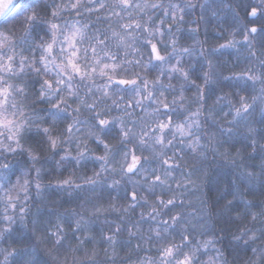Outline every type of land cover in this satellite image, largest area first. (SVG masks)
Listing matches in <instances>:
<instances>
[{
  "label": "clouds",
  "instance_id": "obj_1",
  "mask_svg": "<svg viewBox=\"0 0 264 264\" xmlns=\"http://www.w3.org/2000/svg\"><path fill=\"white\" fill-rule=\"evenodd\" d=\"M66 2L42 0L24 17L0 23V33L8 36L5 47L0 49V63L6 67L8 58H12L17 66L12 73L5 71L3 85H0L10 86L7 98L0 99V119L4 121L0 125V177H3L0 213H4L0 220L5 215L13 216L10 203L17 207L28 202L31 207L32 203L45 201L46 193L52 189L79 203L75 207L55 208V223L51 226L40 230L34 226L31 246L19 251L0 248V264H12L13 257L24 264L29 256L30 264H182L189 257L190 264H264V138L260 137L264 132V23L256 25L255 34L249 31L253 26L249 20L264 17V0H251L247 16L233 9L239 19L235 27L225 30L220 41L201 39L198 31L190 29L191 39L181 40L179 34L183 29L177 20L176 30L160 43L167 45L161 47L162 61L153 60L144 43L152 37L151 29L140 45H137L139 34L133 32L134 47L128 49L120 47L113 38V31L123 34L121 24L129 17V11L120 8L119 0H102L106 7L100 13L89 11L93 7L91 0H83L79 16L70 10H60ZM153 3L159 4L165 13L170 6L179 17L181 10L193 12L200 0H153ZM253 7L258 9L256 16L249 15ZM53 9L60 10V14L53 16ZM117 11L121 13L119 16L115 14ZM131 12L136 13V21L141 25L153 19L144 8H133ZM139 13H144L146 20L142 22ZM3 19L0 15V20ZM51 23L60 26L55 36L57 61L63 55L59 52L63 34L73 23L87 28L102 61L96 64L91 53L87 60L81 57L84 68L90 71L95 67L96 73L83 80L74 78L71 84L75 93L63 86L59 93L49 92L42 78L58 80L56 72L45 68L35 72L27 66L35 54L36 65L40 67L41 49L37 45L53 39ZM38 26L42 30L36 31ZM159 38L157 33L156 39ZM172 38L177 40L175 46L171 44ZM88 43L84 41L81 47ZM225 43L230 46L221 47ZM223 49L234 50L235 59L244 58L247 63H242L238 71L232 64L222 71L215 54ZM197 51L201 64L194 71L195 63H187L183 57H194ZM23 57L28 59L24 62V72L20 73ZM178 59L182 71L173 72L172 65ZM103 63L117 66L115 71L108 69V75L139 83L115 84L108 75L100 74ZM183 72L188 73L187 78ZM248 72L258 79H246L243 74ZM237 73L239 78L233 75ZM233 80L240 81L235 91L222 87L223 81ZM211 88L216 89V94L209 96L206 91ZM149 92L153 95H148ZM141 96L145 98L135 108L126 107L129 100L140 101ZM241 96L250 105V111L243 117L250 121L244 127L251 145L247 153L243 145L228 136L235 131L233 126L238 120L233 109L239 105ZM60 98L64 103L56 107ZM165 99L171 111H156ZM93 104L95 109L89 107ZM224 104L229 107L220 112ZM149 113L154 115L149 116ZM193 113L198 115L193 116ZM169 116L172 124L163 133L165 142L160 143L161 132L157 125ZM102 118L111 123L100 127L97 121ZM122 122L125 127L121 126ZM181 124L186 128L192 125L189 135L178 134L177 126ZM249 128L255 131L250 133ZM125 129L127 135H124ZM50 138L56 139L55 149ZM133 148L140 157V164L130 174L126 171V157ZM257 151L259 159L254 166H248L247 156ZM166 156L178 163V167L169 169L165 176L171 186H154L151 177L161 172L160 161ZM220 162L239 169L237 174L248 178L242 189H234L231 195H225L227 186L215 189L213 172ZM66 179L69 183L64 185ZM177 183L179 188L175 187ZM121 189L137 191L139 199L135 208H128L126 199H106L109 193L118 194ZM193 195L199 209L195 213L190 210ZM157 196L173 197L176 203L170 207L161 206ZM154 207L160 211L155 223H151L154 220L145 217H151L150 209ZM134 211H139V219L126 230L131 247L122 249L118 244L120 235L124 234L122 226L119 234H113L114 242L105 238L107 233L97 238L87 228L97 219L107 225L105 214L114 213L127 220ZM174 214L181 217L175 225L159 224L162 217ZM17 215L19 220H25L24 215ZM65 218L69 223H65ZM144 220L150 221L146 227L141 224ZM15 224L16 219H13L7 232ZM86 241H91V245ZM169 247L173 250L170 256L164 254Z\"/></svg>",
  "mask_w": 264,
  "mask_h": 264
},
{
  "label": "snow or ice",
  "instance_id": "obj_2",
  "mask_svg": "<svg viewBox=\"0 0 264 264\" xmlns=\"http://www.w3.org/2000/svg\"><path fill=\"white\" fill-rule=\"evenodd\" d=\"M83 3V0H67V2L63 5H61L60 10H70L74 15L79 16L80 13V7L81 4ZM91 3L93 7L89 9V11H95L97 13H100L103 11V8L106 7V4L102 2V0H91ZM119 6L120 8L124 10H129L135 8L136 10H139L141 8H144V10H148L150 7H160L159 4H154L153 0H119ZM174 7H179L178 5H174ZM60 10L53 9L52 15L56 16L60 14ZM183 10H181V14L179 17H177V14L175 11L171 12L172 16V23L167 25V28L169 31L172 30L173 26L176 25L175 22L179 20L180 22L184 20L183 16ZM258 13V9L253 7L250 9L249 15L250 16H256ZM117 16H119L121 13L117 11L115 13ZM166 15L169 14L168 11L165 13ZM133 13L129 11V17H131ZM110 17H106L108 19ZM151 19H148L147 22L143 25H141L138 21H132L129 19L127 22H124L121 24V28L124 30L123 34L119 31H113V38L117 41L118 45L124 49H128L130 47H134L133 41L135 39L134 34L132 29H140L143 27L145 32H148L150 29L152 30V37L145 39L144 43L148 46L150 49V54L151 58L155 61H162L164 59V56L161 53L160 49V43L162 40H157L156 39V34L159 33V37L164 36V31L161 27V25L164 24V21L161 20L159 22V26H152L149 27ZM50 29L52 30L53 33V39L46 44H41L37 45L41 49V55L39 56V63L40 67H37L36 65V57L35 54H33V59L32 62L29 63L27 66L31 68L35 72L41 71V68L49 69V70H54L56 74L59 76L58 80H52L48 79L47 77L42 78L43 79V85L46 87L47 90L52 91L54 90L55 92L59 93L60 92V87L63 86L68 89L70 93H75V89H73L71 81L79 77L81 80L85 78H91L93 74L96 73V68L92 67L91 70H87L84 68V66L81 64L80 60L81 57L83 56L85 60L88 59L89 53H91V56L95 59L96 64H101L102 61L100 59V56L97 54V49L94 46V44L91 43V41L94 39L92 36L89 35L87 28L84 26H81L79 23H73L67 31L63 34V40L59 44V52L62 53V57L60 61H57L56 58V52H57V41L55 39L56 34L60 31V26L57 23H51L50 24ZM192 31H198L197 28H190ZM249 31L253 34H255L258 31V28L256 26H251L249 28ZM248 37L245 36V40L247 41ZM89 41V43L85 47H81V45L84 43V41ZM8 41V36L5 33H0V49L5 47L6 42ZM171 44L175 46L177 44V40L175 38L171 39ZM230 46L228 43H225L221 45V47H227ZM185 53L188 52V49L183 50ZM107 55V51L104 53ZM27 57H23L20 64H19V72L23 73L25 70V64L24 62L27 61ZM138 63V61H137ZM181 60L178 59L175 65H172V71L173 72H181L182 69L180 68ZM51 66V67H50ZM17 67L12 63V58H8L7 61V66L5 67L4 63H0V85H3V75L5 71L7 73H12L13 69ZM116 65L115 64H107L103 63L101 69H100V74L101 75H108L107 70L112 69L113 71L116 70ZM183 75L185 78H187L188 73L183 72ZM236 78H239L240 74H233ZM246 79L249 80H255L258 79L256 75H254L251 72L244 73L243 74ZM231 78V77H227ZM108 79L112 80L115 84L117 85H124L127 86L129 84H137L139 83L138 80H128V79H120L118 77H112L108 75ZM195 83V81H193ZM145 90L148 88V84H144ZM10 93V86H0V99H6L8 94ZM148 95H153L152 92H149ZM144 96L140 97V101H132L129 100L128 104L126 107L129 109H133L137 106L138 103L142 102L144 99ZM182 98V97H181ZM246 98L244 96L240 97V103L237 107L233 109L234 116L236 120H240L242 117H244L248 111H250V105L245 102ZM64 103V100L62 98L57 100L56 107H60L61 104ZM161 103V108L156 109V111H171V106L165 99L164 101L160 102ZM90 108L95 109V105H89ZM79 109H77L78 111ZM99 115V113H97ZM128 115H131V111L128 113ZM149 116L154 115V113H149ZM198 115V113H193V116ZM4 121L0 119V125H2ZM111 121L108 120L107 118H102L97 121V124L100 127H104L106 124H110ZM198 123V121H196ZM172 124V118L169 116L167 117L166 120H160L157 127L160 129L161 132V139L160 143H164V137L163 133L167 131L169 126ZM122 127H125V125L121 124ZM192 125H189L187 128L181 124L177 126V132L179 135L186 136L190 134V129ZM47 131V129H45ZM69 131H72L71 128H69ZM155 131V129H153ZM231 131V129H229ZM248 131L250 133H253L255 130L253 128H249ZM128 134V130L125 129L124 135ZM51 146L53 149L56 147V139L50 138ZM253 144H255V141H253ZM107 146V145H106ZM126 162H127V167L126 171L128 173H134L139 164H140V157L137 156L135 148L132 149L130 156L126 157ZM173 167H178V163L174 161L170 157H164L160 161V168L161 172L159 173H154L151 177V183L155 185H161V184H166L167 186H171L170 184L167 183L165 176L168 174V170L173 168ZM163 173V174H161ZM70 179V178H69ZM69 183V180L66 179L63 181L64 185H67ZM187 186V183L185 184ZM37 189L40 188L39 183L36 184ZM175 187L179 188L180 184L177 183ZM139 199L137 195V191L135 190H130L128 192V208H135L136 207V201ZM9 200L11 201V197H9ZM157 202L164 207H170L174 203H176L175 199L173 197H168L165 198L163 196H157L156 197ZM145 202H147L146 197H145ZM183 203V201H181ZM10 208L12 211H15L16 209V204L15 203H10ZM26 209L21 208L20 214L23 216L25 213ZM100 209H97V212H99ZM127 211V208L125 209ZM160 211L159 208H151V217H145V218H151L154 220L155 223V216L156 214ZM143 215V213H141ZM14 219L13 216H8L5 215L3 217V220L6 222L4 224H0V236L3 235V233L7 232L10 230L9 224L10 222ZM181 217L179 214H174L170 217H162L159 220V224H164L167 225L169 223H172L175 225V222L180 220ZM158 227V226H157ZM121 230V225L117 224L113 231L111 233L106 234V239L113 240V234L114 233H119ZM129 231H132V228L130 226ZM173 250L171 247L167 248L165 250V255H172ZM182 264H190V257L185 259Z\"/></svg>",
  "mask_w": 264,
  "mask_h": 264
},
{
  "label": "trees",
  "instance_id": "obj_3",
  "mask_svg": "<svg viewBox=\"0 0 264 264\" xmlns=\"http://www.w3.org/2000/svg\"><path fill=\"white\" fill-rule=\"evenodd\" d=\"M205 1V2H204ZM201 0L200 3L197 4L196 8L193 12L190 13H182L184 16V20L180 22L183 31L179 34L181 40L187 41L191 39V34L189 33L190 28H197L201 39H207L208 41H220L224 38L223 34L225 33L226 29H231L236 26L238 21V17L236 16V12L239 11L241 14L247 16V8L248 5L251 3V0ZM42 2V0H22L21 3L16 7V9L2 22L6 21H15L22 17H24L31 8L36 7ZM203 5L201 7L200 5ZM128 11H133V9H129ZM148 15L152 16L153 19L150 21L149 27L155 26L161 20L164 21V24L161 25L164 36L160 37L159 39L162 41H166L168 36L171 32L176 30V25L173 26L172 30L169 31L167 25L172 23V16L171 12L172 9L169 6L168 15H165V11L161 7L151 8L146 10ZM215 13V15H213ZM129 19L132 21H136L137 16L136 13L133 12L131 17H128L125 22ZM139 19L143 22L146 20L144 13H139ZM104 23H107L105 21ZM249 23L256 26L259 24L264 23V17H257L254 20H249ZM42 30L39 26L36 31ZM133 32L139 34V39L137 40V45H140L144 41V37L146 32L144 31L143 27L140 29H132ZM167 45H161V47H166ZM197 56L195 54L194 57L184 56L183 59L187 63H195L196 69L198 70L200 67V59H198L199 52L197 51ZM218 61L221 62V70H225L228 68L229 64L233 65L234 70H239L240 65L246 64L247 59L241 58L239 60L235 59L236 53L234 50L228 49L220 51L219 53L215 54ZM173 60H175L173 58ZM199 82V80L197 81ZM240 85V81L233 80V81H223L222 87L226 89H232L235 91ZM247 91V89H243ZM206 94L209 96L216 94V89L211 88L206 91ZM229 106L224 104L220 112L226 110ZM219 114V113H218ZM250 121L244 120L242 117L240 120L237 121V124L234 125L235 131L233 133H228L229 137H232L237 143L241 144L245 148V152H249L251 149V145L248 143L249 137L244 134V127L247 126ZM260 137L264 138V132L260 133ZM226 143L228 142L227 137L225 138ZM260 153L257 151L256 153H252L247 156L246 163L248 166H254L256 161L259 159ZM179 171V169H177ZM239 169H234L230 165L220 162L214 169L213 178H214V186L215 189L220 190L227 186L228 192L225 195H231L234 189H242L245 181L248 179L247 177H242L238 175ZM1 182H3L1 180ZM130 191V190H129ZM124 189H121L120 192L117 193H109L106 199L110 200L113 198L120 199V200H128V192ZM47 199L45 201L32 203L31 207H28V202H25L24 205H19L16 207L15 211L11 210V214H13L14 219H16V224L12 226L10 232H6L4 236L6 239L0 242V246L6 249L16 248L18 251L25 247L31 246L33 244V234L32 229L33 227H37L38 230L45 229L48 226H51L55 223V211L54 209L59 208H66V207H75L78 205L79 201L69 200L66 196L60 193L57 189H52L46 193ZM224 197L220 198L221 203L223 202ZM35 200V197H33ZM192 200L194 201L191 211L195 213L199 209L196 207V197L195 195L192 196ZM91 203V201H89ZM143 207V205H141ZM21 208L27 209V213L23 214L25 216V220L21 221L18 218L20 214ZM4 215V213H0V216ZM105 218L109 221L106 225L101 220L97 219L94 223H90L87 225V228L97 237L101 238L104 233H111L117 224L122 226L123 235H120V239L118 241L119 246L123 248L131 247L132 244L130 243L129 239L126 238V230L129 225H132L135 220L139 219V211H134L133 216L129 217L127 220H122L119 215L116 214H105ZM35 222V224H34ZM6 223L3 220H0V224ZM65 223H69L68 219L65 218ZM150 223L149 220L141 221L143 226H148ZM154 223V222H151ZM26 225V227H25ZM69 226H71L69 224ZM111 229V231H109ZM82 231V230H81ZM119 234V233H118ZM75 235H73L72 239L75 240ZM91 241H86L87 245H91ZM101 247L104 246V240L101 239ZM30 264V261L28 263Z\"/></svg>",
  "mask_w": 264,
  "mask_h": 264
},
{
  "label": "water",
  "instance_id": "obj_4",
  "mask_svg": "<svg viewBox=\"0 0 264 264\" xmlns=\"http://www.w3.org/2000/svg\"><path fill=\"white\" fill-rule=\"evenodd\" d=\"M22 0H0V15L3 16L2 23L21 3Z\"/></svg>",
  "mask_w": 264,
  "mask_h": 264
},
{
  "label": "rangeland",
  "instance_id": "obj_5",
  "mask_svg": "<svg viewBox=\"0 0 264 264\" xmlns=\"http://www.w3.org/2000/svg\"><path fill=\"white\" fill-rule=\"evenodd\" d=\"M201 1V0H200ZM209 1V0H208ZM207 1V2H208ZM205 2V1H204ZM223 50H228V49H223ZM223 50H221V51H223ZM196 56H197V53H196ZM173 62H175V60H173ZM201 62V61H200ZM1 180L3 181V177H0V182H1ZM5 235V234H4ZM2 236V237H0V242H2L3 240H5L6 239V236ZM0 248H3V247H1L0 246ZM3 249H6V248H3ZM21 255H23V253H21ZM0 258H2V253H0ZM30 261V256L27 258V259H25V261H24V263H28ZM12 264H19V260H18V257H13L12 258Z\"/></svg>",
  "mask_w": 264,
  "mask_h": 264
}]
</instances>
